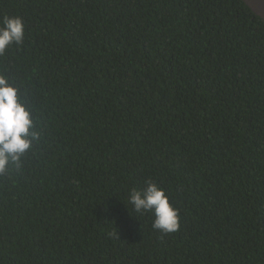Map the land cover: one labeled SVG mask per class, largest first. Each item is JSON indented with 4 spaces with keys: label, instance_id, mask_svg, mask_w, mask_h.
Masks as SVG:
<instances>
[{
    "label": "trees",
    "instance_id": "obj_1",
    "mask_svg": "<svg viewBox=\"0 0 264 264\" xmlns=\"http://www.w3.org/2000/svg\"><path fill=\"white\" fill-rule=\"evenodd\" d=\"M31 146L0 172V264H264V20L242 0H0ZM34 134V136H33ZM179 209L152 228L130 190Z\"/></svg>",
    "mask_w": 264,
    "mask_h": 264
},
{
    "label": "clouds",
    "instance_id": "obj_2",
    "mask_svg": "<svg viewBox=\"0 0 264 264\" xmlns=\"http://www.w3.org/2000/svg\"><path fill=\"white\" fill-rule=\"evenodd\" d=\"M24 37V23L19 16H5L0 21V54ZM30 112L18 99V90L0 75V172L9 160L17 161L31 146L29 131ZM34 136V134H33ZM128 202L136 213L150 212L152 228L165 234L175 233L180 227L179 209L170 202L166 190L149 180L141 191L130 190Z\"/></svg>",
    "mask_w": 264,
    "mask_h": 264
},
{
    "label": "water",
    "instance_id": "obj_3",
    "mask_svg": "<svg viewBox=\"0 0 264 264\" xmlns=\"http://www.w3.org/2000/svg\"><path fill=\"white\" fill-rule=\"evenodd\" d=\"M245 5L258 17L264 20V0H242Z\"/></svg>",
    "mask_w": 264,
    "mask_h": 264
}]
</instances>
